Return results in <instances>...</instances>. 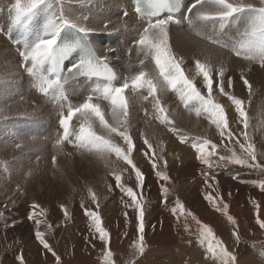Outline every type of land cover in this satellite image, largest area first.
Listing matches in <instances>:
<instances>
[{"label":"snow or ice","instance_id":"snow-or-ice-1","mask_svg":"<svg viewBox=\"0 0 264 264\" xmlns=\"http://www.w3.org/2000/svg\"><path fill=\"white\" fill-rule=\"evenodd\" d=\"M78 2L86 4L91 3V0ZM70 3L72 0H11L6 10L0 9V15H6L9 39L14 34L17 36L12 42L16 45L15 51L19 57L18 67L27 74L30 89L40 94L57 113L59 131L52 147L63 151L65 144L71 145L77 154L90 156L103 163L106 168H110L115 186L130 198V203H126L125 207H134L137 213L138 238L132 244L133 259L126 264H135V257L142 256L146 248L143 196L122 183L121 170L111 168L113 157L116 161H123L131 166L137 188H143L145 174L133 159L137 148L131 122L134 98L150 103L152 111L149 113L144 109L145 116L157 121L181 144H189L195 152V158L208 170L221 163H232L264 172V164L258 161L256 147L247 132L249 116L245 102L226 90L225 83L227 88L233 85L231 76H226L229 71L227 63H214V53L203 49L199 55L192 56L195 76L189 77L184 67L186 57L177 53L171 40L173 29H186L199 41L206 42L214 49L227 51L229 59L234 56L245 62L248 71L253 64L264 67V0H134L133 10L141 25L135 29V39L126 49L128 67L138 68L130 75H122L110 63L107 53H114L117 49L106 48L105 54L101 55L90 39L97 31L107 32L108 22L100 29L88 27L83 22L89 18L75 16L68 7ZM123 15L127 17L128 12L124 11ZM128 27L129 25L124 24L125 30ZM3 31V25H0V32ZM133 53L136 65L132 64ZM200 55L205 58H199ZM116 59L119 60L120 57L117 56ZM244 72L245 69L240 68V79L251 97L253 86L245 78ZM196 76L201 78L199 87ZM216 91L227 97L234 106L239 123L243 125L244 131L240 135L244 142L231 130L225 105L214 96ZM12 92L10 80L6 75H0V101L10 100ZM169 92L176 96L187 114L194 115L197 119L203 116L215 126L221 138L219 145L206 137L191 136L177 126L174 110L162 99L163 94ZM70 94L82 99L74 103ZM4 111L0 107V120L7 119L3 116ZM139 139L145 146L139 150L147 157L152 169L156 170L157 178L168 181L170 177L167 173L158 169L161 161L167 167V160L163 156L164 141L159 142L160 154L157 155L156 148L143 130L139 132ZM225 140L228 144L238 145L240 151L237 152L233 146L228 148V155H220L218 149L221 146L227 148ZM14 147L19 150L24 144L16 143ZM52 163L54 166L57 163L55 154L52 156ZM2 166L7 173L8 162L3 161ZM30 174L29 170L26 175ZM203 174L206 176L205 184L212 187L207 178L208 172ZM211 179L214 180V177ZM259 186L264 190V180L259 181ZM161 191L164 203L167 204L168 190L162 186ZM88 192L98 208L96 193L91 188ZM204 199L222 213L229 223L236 225L235 218L229 214V205L223 202L222 196L217 197L209 192ZM31 207L33 212L29 219L36 226L35 239L44 250L51 253L56 264H62L61 257L46 238L53 230V225L46 219L47 210L35 202ZM256 207L259 209V205ZM60 208L67 219V207L61 204ZM81 208L90 218L89 236L85 239L98 237L105 246L102 264H115L113 252L108 247L110 232L102 225L99 212L84 208L83 202ZM170 213L177 221L184 219V230L195 235L196 242L205 249L206 258L212 259L216 264H237L236 255L228 250L213 228L196 217L178 197L170 208ZM124 215L127 217L126 212ZM189 217L197 225L195 233L188 223ZM256 222L264 229V220L257 216ZM42 224L45 231L40 230ZM233 235L239 241V233L234 230ZM259 255L264 257V251ZM15 259L18 264H26L22 251Z\"/></svg>","mask_w":264,"mask_h":264},{"label":"rangeland","instance_id":"rangeland-1","mask_svg":"<svg viewBox=\"0 0 264 264\" xmlns=\"http://www.w3.org/2000/svg\"><path fill=\"white\" fill-rule=\"evenodd\" d=\"M114 54H117V51ZM133 63L136 64V60ZM243 88L244 84L238 87V89ZM235 96L245 102V109L249 116L247 132L251 142L256 147L258 161L264 164V140L251 131L252 121L249 114L255 102L252 97L249 98V101H245L241 92ZM229 124L235 136L241 142H244L243 137L240 135L244 129L243 125L239 123L237 113L232 121L229 118ZM214 132L217 140L213 139L212 135H208L206 138L219 145L221 138L215 127ZM225 144H227V148L221 146L218 149L220 155H228V148L233 146L236 147L237 152L240 151L238 145L228 144L227 140H225ZM70 152L72 151H66L68 155ZM156 152L157 155L160 154L159 148L156 149ZM37 155L26 158V161L36 159ZM178 161L180 162L174 165L167 160L166 168L163 166L162 161L159 163L158 169L166 172L170 177L163 184L168 190L167 204L162 203L160 198L156 199L153 201L155 209L151 212L148 211L151 200L148 197V191L144 188L145 183L142 189L137 188L135 174L132 172L131 166L124 163V166L120 169L122 171V183L127 187H132L138 195L142 193L144 201L146 248L142 256L135 257V264H216L212 259L205 257V249L196 242L195 235L184 230V219L177 221L170 213V208L177 197L196 217L213 228L228 250L236 255L237 264H264V257L259 255L261 251H264V229H261L256 222L257 216H259V219L264 220V190L259 186V181L264 180V172L232 163H221L218 167L208 170L206 166L200 165L201 163L197 159L195 165L183 159ZM124 169H127V171H123ZM200 170L201 172L198 174L196 171ZM205 172H208L207 178L209 183L213 185L212 187L205 184L206 176L203 174ZM193 174L196 176L192 177ZM190 175L191 177H189ZM28 177L31 176L27 175L26 178ZM212 177H214V180L211 179ZM181 179L182 181H179ZM31 182L29 185L31 191L29 190V192L32 193L33 198L36 197V200L39 201L37 203L41 205L44 202H51L53 204V208H49L47 205L41 206H45L43 208L47 210L46 219L53 225V230L46 238L53 250L61 257L62 264H102L101 257L105 246L98 237L91 240L85 239L89 236L90 218L86 216L84 209L81 208V202H83L84 208L99 212L102 225L110 232L108 247L113 252L115 264H126L127 261L133 259L134 249L132 244L138 238L137 213L134 207H125L126 203H130V198L124 192L116 195L114 192L116 186L111 181L90 187L98 197V208L89 195V188L83 192L79 191L75 201L73 200L67 205L66 202L70 200L68 197H70L71 187H68L66 191L59 189L57 192L56 189L51 192L50 188H54L52 186L49 188L48 183L52 181L44 184L43 179L39 178L36 181L32 178ZM37 184L42 185L44 189L38 191ZM206 188L208 193L212 192L217 197H223V202L229 205V214L235 218L236 225L229 223L222 213L216 211L204 199ZM161 197L164 198V194ZM25 200L31 199L28 195L26 198L19 196L18 192L0 191V216L4 219L0 224V264H18L15 257L21 251L26 264H56L51 253L44 250L39 241L35 239L36 226L34 221L29 219L33 212L31 206L34 202L29 201V207H26L22 205ZM61 204H64L68 209L69 217L67 219H65L63 210L60 208ZM256 205H259V209ZM125 212L127 217L124 215ZM188 223L192 232L195 233L197 225L190 217ZM40 230L45 231L43 224ZM234 230L239 233V241L233 235ZM189 241L192 242L189 243Z\"/></svg>","mask_w":264,"mask_h":264},{"label":"bare ground","instance_id":"bare-ground-1","mask_svg":"<svg viewBox=\"0 0 264 264\" xmlns=\"http://www.w3.org/2000/svg\"><path fill=\"white\" fill-rule=\"evenodd\" d=\"M10 2L11 0H0V9L6 10ZM133 5L134 0H91V3L86 4H81L78 0H72V3L68 5L75 16H87L89 18L83 22L88 27L100 29L105 22H108L109 27L107 32L97 31L92 34L90 39L101 55L105 54L104 50L106 48L117 49V54L107 53V55L110 58L112 66L122 75H130L132 72L138 70L136 67H128L126 57V49L131 46L132 41L135 39V29L141 25V21L135 16ZM124 11L128 12L127 17L123 15ZM124 24L129 25L127 30L124 29ZM0 25H3L5 29V31L0 32V75L7 76L13 90L10 100L0 101V107L5 109L3 116L7 117V119L0 120V191L18 192L19 196L21 195L25 198L28 195L31 200L23 201L22 205L29 207V201L39 202L29 192V190L31 191L29 186L32 183L31 179L34 178L37 181V179L41 178L44 184L52 181L48 183L49 188L51 186L54 188H50L51 192L52 190L54 192L56 189L57 192L59 189L66 191L68 187H71L70 197H68L71 201L66 202L68 205L73 200L75 201V197L79 191L83 192L94 185L97 186L107 181H111L115 185L114 177L110 175V168H106L103 163L96 161L90 156L77 154L71 145L65 144L63 151H57L52 147V143L59 131L57 113L53 111L52 106L40 94L30 89L27 74L18 67L19 57L15 51L16 45L12 42L17 36L14 34L12 39H9L6 32L8 25L6 15H0ZM171 40L177 53L186 57L184 67L189 77L195 76V66L192 56L194 54L199 55L203 49H209L214 53V63H219L220 61L227 63L229 71L226 73V76H231L233 85L231 88H227V84L225 83L226 90L234 95H238L241 92L245 101H249L251 97L253 98L255 104L249 114L252 121L251 131L264 140V67L253 64L251 70L248 71V65L245 62L234 56L229 59L230 54L227 51L214 49L212 46L207 45L206 42L199 41L186 29H173ZM117 56L120 57L119 60L113 59V57ZM199 58L204 59L205 57L204 55H200ZM135 60L136 57L133 53V65H136L133 63ZM240 68L245 69L244 75L253 86L252 94L254 96L249 97V92L245 85L243 89H238L243 84V81L240 79ZM149 69L151 70V65H149ZM195 79L199 87L201 78L196 76ZM202 91L206 92L205 89H202ZM214 96L217 101L225 105L228 118L232 121L233 117L236 116L234 106L231 105L227 97L220 95L218 91L214 92ZM70 99L75 103L79 99H82V97L70 94ZM162 99L171 110H174L173 115L175 116L176 124L183 131L191 136L207 137L208 135H212L213 139L217 140V137L214 135L215 126L211 125L203 116L197 119L194 115L187 114L173 93L163 94ZM144 109H147L151 113V104L134 98L131 122L133 125L132 134L136 138L137 148L134 150L133 159L138 167L145 172L144 188L148 191V197L151 200L148 209L151 212L155 209L153 201L160 198L161 202L164 203V198L161 197L163 194L161 188L164 181L157 178L155 175L156 170L152 169L147 157L139 150L141 147H145L142 140L139 139L140 130L144 131L151 143L157 147L156 149L159 148L160 150L159 142L161 140L164 141L163 156L174 165L180 162L178 160L181 159L195 165L196 158L195 152L189 144H181L175 136L159 125L157 121L145 116ZM19 113H26V115H20ZM254 118H256L255 121H253ZM21 142H23L24 147L19 150L16 149L14 145ZM67 150H71L72 152L70 153L74 156L68 155L66 153ZM53 154L57 157L55 166L52 163L51 156ZM34 155H37L36 159L26 161V158ZM21 158L24 159L20 160ZM3 161L8 162L9 170L7 173L3 171ZM123 164V161H116L115 157H113L111 168L120 170L124 166ZM29 170L31 177L26 178V173ZM176 171L178 170L176 169ZM196 172L199 174L201 170ZM189 173L191 174V172ZM194 176L196 175L193 174L192 177ZM179 181H182V179ZM17 185H19V188ZM36 188L38 191L44 189L42 185L38 184ZM114 192L116 195H119L121 191L115 187ZM207 193L206 191L205 194ZM41 205L53 208L51 202H44ZM3 220L0 216V224Z\"/></svg>","mask_w":264,"mask_h":264}]
</instances>
